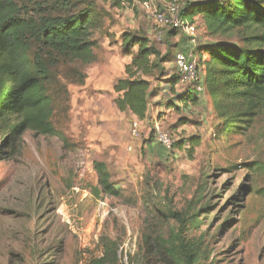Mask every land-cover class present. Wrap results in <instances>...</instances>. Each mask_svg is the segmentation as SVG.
Instances as JSON below:
<instances>
[{
	"label": "rangeland",
	"instance_id": "374dc122",
	"mask_svg": "<svg viewBox=\"0 0 264 264\" xmlns=\"http://www.w3.org/2000/svg\"><path fill=\"white\" fill-rule=\"evenodd\" d=\"M57 1L62 0H45V10L56 9ZM68 1L74 10L92 9L94 58L86 65L70 62L51 69L53 122L69 144L26 131L21 154L0 161V264H173L159 241L176 227L173 213L188 211L202 193L209 197L208 219L200 214L204 223L187 234L196 238L205 232L199 264H264V111L244 131L218 136L221 122L214 119L201 67L199 101L179 112L165 109L173 94L168 86L156 88L138 138L130 133L136 117L114 104L112 85L130 60L124 34L148 37L162 52L168 42L172 48L178 45L176 52H195L220 37L207 34L199 16L193 35L168 40L167 28L158 36L140 5ZM151 2L164 5L163 0ZM42 4L23 3L29 15ZM228 40L242 45L236 36ZM165 67L177 71L173 61ZM182 117L185 124L179 123ZM154 122L175 140H185L183 148L169 152L156 144L150 136ZM192 136L200 143L189 156ZM94 160L107 164L121 196L90 192L96 184ZM241 185L249 188L231 201Z\"/></svg>",
	"mask_w": 264,
	"mask_h": 264
},
{
	"label": "trees",
	"instance_id": "16d2710c",
	"mask_svg": "<svg viewBox=\"0 0 264 264\" xmlns=\"http://www.w3.org/2000/svg\"><path fill=\"white\" fill-rule=\"evenodd\" d=\"M24 1L0 0V161L13 160L21 154L26 131L33 135L57 136L64 146L69 144L65 133L53 122L51 69L58 70L70 62L86 65L94 58L91 8L74 10L68 0H62L53 4L56 9L46 11L45 0H37L43 4L29 15L24 10ZM141 1L145 0H113L128 6ZM182 2L183 19L190 21L199 16L207 34L220 37L212 43L198 45L195 50L198 64L204 70L203 87L212 104L214 119L221 122L216 134L242 132L264 111V0ZM181 33L176 28L165 30L168 40ZM232 36L242 45L229 41ZM122 45L130 60L123 67V75L112 85L116 94L114 104L119 111L145 119L150 98L157 94L156 88L162 86H168L173 94L163 104L165 109L179 112L181 106L199 101L200 79L181 83L178 71L170 72L165 67L167 62L173 61L177 44L172 48L168 42L162 52L148 37L133 33L123 35ZM202 53L207 57L202 59ZM84 77L81 73L79 82H83ZM162 81L165 85L159 86L157 83ZM179 84L185 87L176 91L175 86ZM186 122L183 117L179 119L180 124ZM199 143L200 137L189 138V156ZM185 144L183 139L175 140L169 152L182 149ZM92 168L96 173V184L89 187L92 194L121 196L104 161L94 160ZM248 188L249 185H241L231 201H236L241 190ZM209 208V197L202 193L188 211L173 213L176 227L166 239L159 241L173 264L200 263L205 252L202 248L205 232L196 238L187 234L190 229L202 226V218H207ZM200 214L203 215L201 220L198 219ZM148 247L149 251L151 245Z\"/></svg>",
	"mask_w": 264,
	"mask_h": 264
},
{
	"label": "built area",
	"instance_id": "2783aa9c",
	"mask_svg": "<svg viewBox=\"0 0 264 264\" xmlns=\"http://www.w3.org/2000/svg\"><path fill=\"white\" fill-rule=\"evenodd\" d=\"M163 1L164 5L161 8L154 6L151 0L134 2L130 7L141 6L153 23L158 36L162 34V29L164 28H176L181 30L184 34H189L190 36L193 35L196 31L194 19L189 21L182 18V0ZM121 4L123 6H128L125 2H121ZM190 39L193 41L192 37H190ZM173 65L178 71L181 83H193L199 80L201 68L193 49L189 48L188 50L177 52L173 59ZM198 89H201V86H199ZM140 129V120L134 119L130 128L132 137L138 138ZM152 131L155 142L165 150L169 151L175 142L173 135L168 130L162 128L158 122H154Z\"/></svg>",
	"mask_w": 264,
	"mask_h": 264
},
{
	"label": "crops",
	"instance_id": "0c3cea01",
	"mask_svg": "<svg viewBox=\"0 0 264 264\" xmlns=\"http://www.w3.org/2000/svg\"><path fill=\"white\" fill-rule=\"evenodd\" d=\"M200 57H201L202 59H204V58L207 57V55H206L205 53H202V54H200Z\"/></svg>",
	"mask_w": 264,
	"mask_h": 264
}]
</instances>
